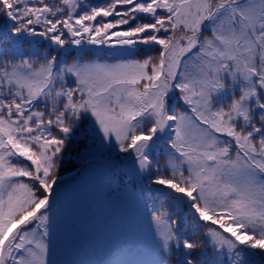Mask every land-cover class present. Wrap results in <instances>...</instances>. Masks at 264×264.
Here are the masks:
<instances>
[{
	"label": "snow or ice",
	"instance_id": "snow-or-ice-1",
	"mask_svg": "<svg viewBox=\"0 0 264 264\" xmlns=\"http://www.w3.org/2000/svg\"><path fill=\"white\" fill-rule=\"evenodd\" d=\"M73 151L151 201L129 264H264V0H0V264H55Z\"/></svg>",
	"mask_w": 264,
	"mask_h": 264
},
{
	"label": "trees",
	"instance_id": "trees-1",
	"mask_svg": "<svg viewBox=\"0 0 264 264\" xmlns=\"http://www.w3.org/2000/svg\"><path fill=\"white\" fill-rule=\"evenodd\" d=\"M141 55L137 53V57ZM88 164L93 166L94 173L101 175L98 177L100 189L97 196L93 193L90 195L93 201L81 211L76 210V205L72 204L73 208L70 206L71 221L68 227L63 222L64 227L55 231L52 256L55 264H102L100 259L108 256L112 249L129 257L131 262L146 259L153 233L146 208V204L151 201L141 199L139 186L118 188L110 182L111 161L102 151L85 154L84 158L76 151L66 155L60 172L61 180L67 184L74 182L78 174L84 168L87 169ZM88 180V177L83 179L84 182ZM70 191L66 192L69 198ZM153 199L159 207L158 195L153 193ZM58 220L57 215L55 222ZM185 223L191 230V224L187 221Z\"/></svg>",
	"mask_w": 264,
	"mask_h": 264
},
{
	"label": "rangeland",
	"instance_id": "rangeland-1",
	"mask_svg": "<svg viewBox=\"0 0 264 264\" xmlns=\"http://www.w3.org/2000/svg\"><path fill=\"white\" fill-rule=\"evenodd\" d=\"M87 169H83L74 180V182H69L67 184L64 183V187L57 203V214L58 215V222H55V229L54 232L59 229L63 228V222L68 224L71 221V208L70 206L76 205V210L79 212L86 207V204L93 201V196H90L92 193L93 195L97 196V192L100 189V183L98 181V177H101L100 174L94 173L93 166L88 164ZM89 178L88 182H84L83 179ZM87 183V184H86ZM82 186V187H81ZM71 189V196L70 198L66 196V192ZM73 208V206H72ZM67 211V212H66ZM74 212V210H73ZM55 218V219H56ZM56 234V233H55ZM104 261H108L109 264H129L131 262L129 257H122L118 254L116 249H112L110 254L107 257H104L102 263Z\"/></svg>",
	"mask_w": 264,
	"mask_h": 264
},
{
	"label": "flooded vegetation",
	"instance_id": "flooded-vegetation-1",
	"mask_svg": "<svg viewBox=\"0 0 264 264\" xmlns=\"http://www.w3.org/2000/svg\"><path fill=\"white\" fill-rule=\"evenodd\" d=\"M93 3H102L103 0H92Z\"/></svg>",
	"mask_w": 264,
	"mask_h": 264
}]
</instances>
